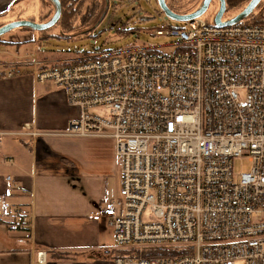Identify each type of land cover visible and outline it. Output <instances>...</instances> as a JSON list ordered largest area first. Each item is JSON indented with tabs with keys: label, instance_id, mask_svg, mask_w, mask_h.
Here are the masks:
<instances>
[{
	"label": "built area",
	"instance_id": "1",
	"mask_svg": "<svg viewBox=\"0 0 264 264\" xmlns=\"http://www.w3.org/2000/svg\"><path fill=\"white\" fill-rule=\"evenodd\" d=\"M184 23L152 31L175 39L169 51L22 64L80 109L68 135L113 140L121 196L89 214L113 229V264H264V7L230 25ZM240 156L252 167L234 174ZM4 210L12 229L28 227L20 208Z\"/></svg>",
	"mask_w": 264,
	"mask_h": 264
},
{
	"label": "crops",
	"instance_id": "2",
	"mask_svg": "<svg viewBox=\"0 0 264 264\" xmlns=\"http://www.w3.org/2000/svg\"><path fill=\"white\" fill-rule=\"evenodd\" d=\"M47 4L53 6L50 0H0V25L5 18H45ZM37 54L26 59L27 52L0 50V264H113L119 251L109 221L89 217L121 196L113 140L68 135L80 109L22 64L58 61ZM10 70L15 73L6 76ZM6 203L29 215L28 227L12 229Z\"/></svg>",
	"mask_w": 264,
	"mask_h": 264
},
{
	"label": "rangeland",
	"instance_id": "3",
	"mask_svg": "<svg viewBox=\"0 0 264 264\" xmlns=\"http://www.w3.org/2000/svg\"><path fill=\"white\" fill-rule=\"evenodd\" d=\"M173 1L181 11L193 10L202 2V0ZM30 5L36 8L34 4ZM263 7L264 0H261L255 9L258 10ZM18 9L14 8L13 11L16 12L15 10ZM215 9L216 3H212L207 12L200 17L205 21L212 22ZM240 10L239 5L233 7L227 5L222 20L234 16ZM53 11L54 5H51L48 11L50 16L47 15L48 17L42 19L36 18L35 21H48ZM158 12L157 0H85L81 4L77 17H75L77 19L72 30H63L57 23L58 21L51 27L42 30L45 32L43 34L41 31L27 27L15 28L0 36V46L3 44L9 45L7 48L4 45L1 46L0 50H7L9 55L27 52L26 59H29V56L32 58L33 53L47 54L49 57L59 60V62L87 54L123 49L133 45H159L162 46V50L169 51L172 50V47L163 45L169 44L175 39L166 35H153L152 31L168 26L182 28L185 27V23L184 21L170 19L164 14H158ZM143 16L154 18L143 20L141 19ZM86 17L88 20H83ZM39 19L41 21H38ZM11 21H7L5 18L1 22L6 24ZM6 57L9 56L6 55ZM98 111L104 114L101 109ZM251 167L252 164L246 156L233 159L232 171L234 174L246 173Z\"/></svg>",
	"mask_w": 264,
	"mask_h": 264
},
{
	"label": "water",
	"instance_id": "4",
	"mask_svg": "<svg viewBox=\"0 0 264 264\" xmlns=\"http://www.w3.org/2000/svg\"><path fill=\"white\" fill-rule=\"evenodd\" d=\"M50 1L54 5V11L48 21L36 22L30 19L11 21V22H8L0 26V36L3 33H6L15 28L27 27V28H30L36 31H42L54 25L58 21L61 15L62 6H61L60 0H50ZM211 1L212 0H202L200 6L196 8L195 10L191 12H187V13H178V12L171 10L168 7L166 0H157V5L159 8L158 14H164L170 19H174L178 21L192 20L204 14L208 6L210 5ZM260 1L261 0H248V2L243 6V8L239 12H237L234 16L227 18L225 20H222V16L226 10L227 4H226V0H218L219 7L213 17L212 22L216 26L220 27V26L230 25L240 20H243L258 6ZM153 18L154 17H147V16L141 17V19L143 20H148V19H153Z\"/></svg>",
	"mask_w": 264,
	"mask_h": 264
},
{
	"label": "trees",
	"instance_id": "5",
	"mask_svg": "<svg viewBox=\"0 0 264 264\" xmlns=\"http://www.w3.org/2000/svg\"><path fill=\"white\" fill-rule=\"evenodd\" d=\"M84 1L85 0H60L62 10H61V15H60L57 23L61 26V28L63 30L70 31L74 28V22L77 19L75 17H77L78 11L81 9V4ZM247 2H248V0H226V3L229 7H233L235 5H242V4H245ZM260 9L261 8H259L258 10H260ZM48 16H50V15H48ZM83 20H88V18L86 17ZM25 29H27V28H25ZM41 33L43 34L45 32L41 31ZM46 36H49V35H46ZM42 38H44V37L42 36ZM44 61H46V60H44ZM53 64H55V63H53ZM161 255L156 254V253H148V254H144L143 256H145V257H150V256L156 257V256H161ZM163 255H164V253H163Z\"/></svg>",
	"mask_w": 264,
	"mask_h": 264
},
{
	"label": "flooded vegetation",
	"instance_id": "6",
	"mask_svg": "<svg viewBox=\"0 0 264 264\" xmlns=\"http://www.w3.org/2000/svg\"><path fill=\"white\" fill-rule=\"evenodd\" d=\"M166 3H167L168 7H169L171 10H173V11H175V12H178V11H179V8L175 5V3H174L173 0H166ZM212 3H216V9H215V11L213 12V17H214L216 11L218 10L219 2H218V0H212L211 3H210V5L208 6L207 10L209 9V7L211 6ZM226 4H227V3H226ZM199 6H200V4L198 5V7H199ZM198 7H196V8H198ZM196 8H195V9H196ZM195 9H193V10H195ZM193 10H190V11H187V12H191V11H193ZM207 10H206V12H207ZM184 12H186V11H184ZM206 12H205V13H206ZM179 13H180V12H179Z\"/></svg>",
	"mask_w": 264,
	"mask_h": 264
}]
</instances>
